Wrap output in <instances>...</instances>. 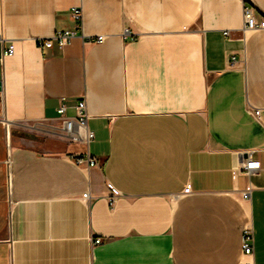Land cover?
<instances>
[{"label": "crops", "instance_id": "obj_1", "mask_svg": "<svg viewBox=\"0 0 264 264\" xmlns=\"http://www.w3.org/2000/svg\"><path fill=\"white\" fill-rule=\"evenodd\" d=\"M72 8L79 36L40 49ZM245 8L264 19V0H0V264H264V29ZM63 99L86 103L90 142L63 136ZM248 155L261 168L234 177Z\"/></svg>", "mask_w": 264, "mask_h": 264}, {"label": "built area", "instance_id": "obj_2", "mask_svg": "<svg viewBox=\"0 0 264 264\" xmlns=\"http://www.w3.org/2000/svg\"><path fill=\"white\" fill-rule=\"evenodd\" d=\"M253 9L245 8L243 16L245 17V30L247 31H257L264 29V19L257 20L253 15ZM72 18L76 23L73 29L57 31L53 36L46 39H39L37 41L40 49H50L53 47H58V49L65 48L72 44L73 40L77 38L79 35V31L81 29V20H82V9L72 8L71 10ZM85 43H102L104 41V36H98L96 38L93 37H83ZM15 46L13 43L8 44V46L3 50L2 59L6 57H10L14 55ZM65 99L62 100L61 106L58 109V114L62 117V134L67 140L74 142H90L94 138V133L88 129V114L86 113V103L84 101H80L76 107L77 114L75 117H67L66 110L67 106L65 104ZM256 116L260 115V111L256 110L254 112ZM75 165L82 166L86 165L87 167H94L97 165L98 161L95 158L91 157L89 154L87 155H76L72 157ZM261 168V164L259 161H256L252 158L251 155L242 160L239 167L235 169L233 172V176L236 177L240 173L243 174H251L253 171L259 170ZM110 189L112 188L109 185ZM112 190V189H111ZM251 187H247L242 192V198L244 200H249V196H251ZM117 193L113 190L112 196L109 199L110 204H114L113 202L116 200ZM89 198V194H84L83 199L87 200ZM253 231L251 228H246L243 231L242 237V251L244 255L249 256L254 254V237H252ZM102 239L98 238L93 243L98 245L101 244Z\"/></svg>", "mask_w": 264, "mask_h": 264}]
</instances>
